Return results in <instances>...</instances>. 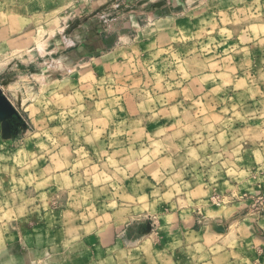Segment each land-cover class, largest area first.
<instances>
[{"label": "rangeland", "instance_id": "374dc122", "mask_svg": "<svg viewBox=\"0 0 264 264\" xmlns=\"http://www.w3.org/2000/svg\"><path fill=\"white\" fill-rule=\"evenodd\" d=\"M254 147L264 0H0V264L239 254L203 233L264 234Z\"/></svg>", "mask_w": 264, "mask_h": 264}, {"label": "crops", "instance_id": "0c3cea01", "mask_svg": "<svg viewBox=\"0 0 264 264\" xmlns=\"http://www.w3.org/2000/svg\"><path fill=\"white\" fill-rule=\"evenodd\" d=\"M241 148H243V146H241ZM242 150V149H241ZM245 152L246 151H239V191H241L242 189L241 187V183H243L245 180L240 181L241 175H243L244 173H247V171L249 170V167L253 166L255 167L256 165L261 164V162L264 161V156H262L259 160V162H257V155L260 156L261 152L256 148H250L248 155L245 156ZM247 159V161L250 162L251 166H243V161H245V158ZM262 160V161H261ZM242 162V164L240 163ZM260 166V165H259ZM263 168H264V162H263ZM254 169V168H253ZM245 175V174H244ZM264 178V175H263ZM264 181V180H263ZM248 185V188H252V190H257V192H261L262 189H264V182L262 183V181H259L257 179V177H254L253 179L249 180L248 182H246ZM245 189V188H243ZM248 190V189H246ZM249 191V190H248ZM250 205L252 206V202H241L239 201V213H243V212H247L248 211V206L250 207ZM247 216V221L252 222L250 225H248L247 227H249V231L251 230V228L253 229V221L257 222V220L261 217L258 216V214H254L251 210V212L246 213ZM263 217V216H262ZM219 217H212L209 220V223H207V225H215L218 224L219 221ZM208 221V220H207ZM222 222V221H221ZM243 221L241 222V225ZM203 224H205V222H203ZM261 226V225H259ZM246 227V228H247ZM263 227V226H261ZM248 229V228H247ZM264 231V227L261 228ZM220 233H215L212 232L211 234L209 233H203V238L205 240V242H214L216 243H221V241L225 240V239H234L235 241H239V244L237 243V245H235V247H237L239 245V254L237 251H233V249H230L229 251L226 249V251L221 254H219V256L217 258H215V262H213L214 264H242V262L247 261V255H249V257H251V264H264V234L263 235H257L254 232L251 231V233H246L241 234L236 232H230V233H225V234H221ZM206 234V235H204ZM218 244H216L217 246ZM245 248H247V252H244V250H246ZM227 257V258H224ZM231 257L236 258V260H232ZM254 262V263H253Z\"/></svg>", "mask_w": 264, "mask_h": 264}]
</instances>
